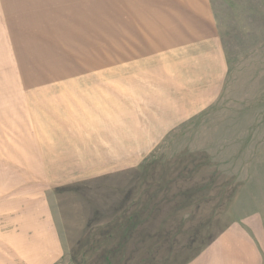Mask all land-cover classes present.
I'll list each match as a JSON object with an SVG mask.
<instances>
[{
	"label": "rangeland",
	"instance_id": "374dc122",
	"mask_svg": "<svg viewBox=\"0 0 264 264\" xmlns=\"http://www.w3.org/2000/svg\"><path fill=\"white\" fill-rule=\"evenodd\" d=\"M221 230L264 264V0H0V264H208Z\"/></svg>",
	"mask_w": 264,
	"mask_h": 264
},
{
	"label": "crops",
	"instance_id": "0c3cea01",
	"mask_svg": "<svg viewBox=\"0 0 264 264\" xmlns=\"http://www.w3.org/2000/svg\"><path fill=\"white\" fill-rule=\"evenodd\" d=\"M249 241L247 234H236L232 232L222 233L221 230V238H219V242L207 250L204 261L207 258H210L211 260L208 264H256L255 262L249 263L246 261L251 256V251L248 250V247L256 250L253 242ZM56 253H59L57 244H54L51 249L49 247L46 249L43 248V258L41 263H50V256L55 257ZM220 256L221 263L218 262L220 261Z\"/></svg>",
	"mask_w": 264,
	"mask_h": 264
}]
</instances>
